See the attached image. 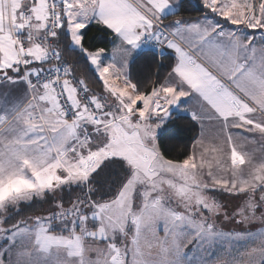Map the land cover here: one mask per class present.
I'll return each mask as SVG.
<instances>
[{"label": "rangeland", "instance_id": "rangeland-1", "mask_svg": "<svg viewBox=\"0 0 264 264\" xmlns=\"http://www.w3.org/2000/svg\"><path fill=\"white\" fill-rule=\"evenodd\" d=\"M134 3L141 9L147 5ZM125 5L135 16L122 21L130 28L141 26L143 17L136 18L141 12L129 2ZM259 7L256 1L251 9L259 12ZM105 8L113 12L111 16ZM97 12L110 24L121 22L122 14L112 0H100ZM81 26L78 19L66 27L70 45L77 50ZM117 28L122 32L123 25ZM260 28L264 30L263 20ZM99 52L104 53L85 51L84 56L93 64ZM257 73V89L247 92L264 90V62ZM137 99L143 102L142 97ZM117 109L101 111L111 125L105 129L106 147L91 170L55 189L24 192L4 204L0 264H261L264 108H251L250 115L242 118L231 106L216 108L208 122L198 123L197 144L185 163L164 160L153 127L139 126L129 116L125 122ZM237 121H253L256 132L231 134L228 126ZM230 151L236 153L229 156ZM108 154L120 160L122 169L115 164L109 177L96 181L102 170L98 169L109 163ZM236 154L243 158L242 164L233 163ZM61 191H74L69 204H64ZM38 202H44L48 212L19 217L22 206Z\"/></svg>", "mask_w": 264, "mask_h": 264}, {"label": "crops", "instance_id": "crops-1", "mask_svg": "<svg viewBox=\"0 0 264 264\" xmlns=\"http://www.w3.org/2000/svg\"><path fill=\"white\" fill-rule=\"evenodd\" d=\"M112 1L122 14L116 26L98 16L100 0L61 1L65 30L80 19L79 35L85 26L98 23L115 36L107 52H99L93 64L88 61L102 83V91L92 98L94 110L79 109L74 120H67L58 112L54 94L31 82L34 74L47 67L39 47L44 38V0H0V210L16 195L55 189L91 170L106 147L105 129L111 125L102 118V110L118 108L125 122L132 117L139 126L149 124L157 138L172 115L187 116L198 125L208 122L209 115L218 112L216 108L223 111L231 106L238 118L250 115L251 108H264V90L246 91L257 89V69L264 62L263 0H200L219 20L210 15L186 25L160 21L177 9L178 0H139L147 3L145 9L135 0ZM244 1L247 6L242 5ZM256 1L260 7L254 13L251 8ZM126 2L141 12L136 15L143 17L141 26L137 23L130 28L122 21L135 16ZM22 12L31 17L28 29ZM104 12L108 17L113 13L106 8ZM161 32L166 34L164 54L174 59V65L160 85L141 96L129 81L128 65ZM253 55L260 60H253L257 59ZM65 87L72 103L79 105L72 76L67 75ZM140 97L143 102L138 103ZM235 123L228 130L237 137L257 130L253 121ZM234 159L235 165L243 163L240 156Z\"/></svg>", "mask_w": 264, "mask_h": 264}, {"label": "trees", "instance_id": "trees-1", "mask_svg": "<svg viewBox=\"0 0 264 264\" xmlns=\"http://www.w3.org/2000/svg\"><path fill=\"white\" fill-rule=\"evenodd\" d=\"M60 6L61 3L59 4L60 27L52 41V48L57 52L58 61L67 67L68 75L72 76L73 80H80L86 87L88 94L93 98L102 91V83L84 56V52H107L112 46L115 36L108 28L98 23H91L80 32L81 49L72 48L70 37L62 21ZM210 15L217 21L219 20L209 13V10L200 0H179L177 9L162 17L160 21L163 24L178 22L181 25H186ZM44 63L45 66L49 65L45 61ZM173 65L174 59L172 57L164 54L162 58H158L154 52L147 49L136 54L130 61L128 78L136 93L146 96L154 87L162 83L170 73ZM198 135L199 127L193 119L187 116L172 115L164 122L157 135L156 146L158 152L164 160L174 163H185L190 159L191 148ZM106 162H109L108 165L105 164L106 166L103 165L98 169L97 172L102 170L96 176V181L109 177L110 171L113 169L112 166H115V164H118V167L122 169L120 160L110 157L106 159ZM260 190H264V187L260 188ZM73 192L71 191V193ZM61 193L64 204H69L72 198L71 193L64 191H61ZM44 207V202L27 204L22 206L18 215L20 218H26L35 213H41ZM261 264H264V261Z\"/></svg>", "mask_w": 264, "mask_h": 264}, {"label": "built area", "instance_id": "built-area-1", "mask_svg": "<svg viewBox=\"0 0 264 264\" xmlns=\"http://www.w3.org/2000/svg\"><path fill=\"white\" fill-rule=\"evenodd\" d=\"M58 0H44L43 10L45 25L43 28L44 38L39 47L43 50L44 61L49 65L32 76V84L41 88H47L55 97V104L58 112L67 120H74L79 109L87 112L94 110L92 98L89 96L84 84L78 80H73V92L79 97V105H75L69 98L65 87V79L68 75L67 67L58 61L57 52L52 48V41L60 27ZM24 28L28 29L31 24V17L26 12L21 13ZM166 34L161 32L159 36L153 37L148 42V50L154 52L158 58L164 56L163 44Z\"/></svg>", "mask_w": 264, "mask_h": 264}, {"label": "water", "instance_id": "water-1", "mask_svg": "<svg viewBox=\"0 0 264 264\" xmlns=\"http://www.w3.org/2000/svg\"><path fill=\"white\" fill-rule=\"evenodd\" d=\"M62 0H58L59 3H61Z\"/></svg>", "mask_w": 264, "mask_h": 264}]
</instances>
